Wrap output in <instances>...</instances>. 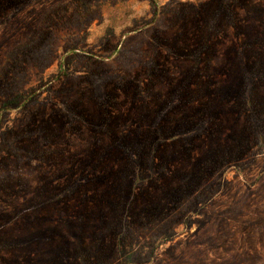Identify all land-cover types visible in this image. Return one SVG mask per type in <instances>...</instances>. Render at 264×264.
<instances>
[{"label":"rangeland","instance_id":"obj_1","mask_svg":"<svg viewBox=\"0 0 264 264\" xmlns=\"http://www.w3.org/2000/svg\"><path fill=\"white\" fill-rule=\"evenodd\" d=\"M0 264H264V0H0Z\"/></svg>","mask_w":264,"mask_h":264}]
</instances>
